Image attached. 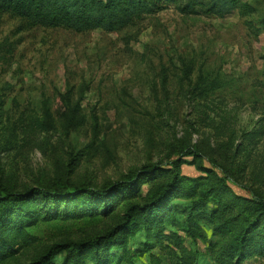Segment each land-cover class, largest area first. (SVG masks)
I'll return each mask as SVG.
<instances>
[{
	"label": "rangeland",
	"instance_id": "1",
	"mask_svg": "<svg viewBox=\"0 0 264 264\" xmlns=\"http://www.w3.org/2000/svg\"><path fill=\"white\" fill-rule=\"evenodd\" d=\"M242 1L249 16H181L179 1L116 33L0 16V184L77 191L135 181L106 212L95 203L86 214L88 197L71 199L67 216L28 227L36 242L0 264L103 234L130 204L159 197L171 162L181 179L162 199L160 225L119 233L113 254L219 264L243 233L238 264H264V0ZM143 167L157 171L138 176ZM188 215L198 216L191 227Z\"/></svg>",
	"mask_w": 264,
	"mask_h": 264
},
{
	"label": "trees",
	"instance_id": "2",
	"mask_svg": "<svg viewBox=\"0 0 264 264\" xmlns=\"http://www.w3.org/2000/svg\"><path fill=\"white\" fill-rule=\"evenodd\" d=\"M179 1L176 8L182 15L223 18L231 11H237L240 17L249 16L253 12L251 5L242 0H0V16L22 19L31 27L64 29L76 34L95 30L116 33L145 17L166 10ZM3 46L5 44L0 45V48ZM6 52L10 53V49ZM188 153L186 157L192 155L191 152ZM180 166L177 162L170 163L169 180L155 201L142 205L130 204L119 222L103 234L84 241L51 244L29 264H135L130 260L123 262L120 256L113 254V239L122 232L133 236L147 220H156V225H160L157 216L162 199L174 194L181 179ZM156 171L154 168L143 167L138 176L148 178ZM134 183V180L118 182L101 189L87 187L77 191L45 188L14 191L0 184V262L18 255L22 244L36 242L28 234V227L52 217H59L61 213L67 216L65 207L71 199L87 196L92 210H85L86 214L93 212L95 203H100L101 211L106 212L111 208V194L122 188L130 189ZM204 199L206 201L207 195H204ZM204 204L205 202L200 207H204ZM197 218L196 215H188L189 227L197 223ZM189 227L188 231L191 232ZM242 239L243 233L235 237L230 260L222 257L219 264H238L242 255ZM60 253L64 254L63 259L54 263L55 256ZM231 259L237 262L231 263Z\"/></svg>",
	"mask_w": 264,
	"mask_h": 264
},
{
	"label": "crops",
	"instance_id": "3",
	"mask_svg": "<svg viewBox=\"0 0 264 264\" xmlns=\"http://www.w3.org/2000/svg\"><path fill=\"white\" fill-rule=\"evenodd\" d=\"M183 1V0H182ZM162 12V11H161ZM232 12V11H231ZM231 12H229V13H227L225 16H227L228 14H230ZM237 12V11H236ZM160 13V12H159ZM158 14V13H157ZM156 15V14H155ZM153 16V15H152ZM181 16H182V14H181ZM185 16V15H184ZM224 16V17H225ZM204 17H207V16H204ZM212 17V19H219V18H216V17H214V16H211ZM211 17H209V18H211ZM95 31H98V30H95ZM95 31H92V32H95ZM91 33V32H90Z\"/></svg>",
	"mask_w": 264,
	"mask_h": 264
}]
</instances>
